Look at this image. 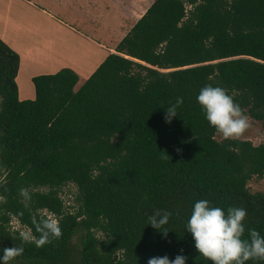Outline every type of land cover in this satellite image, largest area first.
<instances>
[{
  "label": "trees",
  "instance_id": "1",
  "mask_svg": "<svg viewBox=\"0 0 264 264\" xmlns=\"http://www.w3.org/2000/svg\"><path fill=\"white\" fill-rule=\"evenodd\" d=\"M17 66L0 39V257L22 245L10 218L39 236L32 218L48 213L63 235L42 248L23 243L10 264H147L165 255L211 264L185 229L201 199L244 208L243 238L250 228L264 237V193L246 186L264 177V145L216 139L197 101L205 85L221 87L264 130V0H153L76 89L77 74L62 67L32 76L34 97L19 100ZM66 183L74 205L58 196ZM21 188L31 193L27 207ZM157 210L172 213L166 237L147 224Z\"/></svg>",
  "mask_w": 264,
  "mask_h": 264
},
{
  "label": "clouds",
  "instance_id": "2",
  "mask_svg": "<svg viewBox=\"0 0 264 264\" xmlns=\"http://www.w3.org/2000/svg\"><path fill=\"white\" fill-rule=\"evenodd\" d=\"M197 101L209 125L220 133L224 140L239 139L250 126L248 117L241 107L221 87L205 85L200 89ZM182 103L183 98L177 97L175 103L164 108L166 123H170L172 118L177 116V107ZM176 151L180 152L181 149L177 148ZM19 194L27 207L31 202V193L27 188H21ZM0 203H7L5 196L0 195ZM19 215L22 216L23 213ZM171 215L172 213L167 210L163 212L157 210L148 217L147 224L166 237L169 230L161 229L168 223ZM246 216L247 211L244 208L230 206L225 212L220 207L211 206L208 200L201 199L194 203L185 229L191 233L195 249L211 264H245L252 259L264 260V237L259 231L250 228L248 238H243L245 234L243 221ZM31 223L39 236L34 235L30 229L21 230L19 227L15 229L22 245L31 243L37 248H42L54 240H59L63 235L60 222L53 215H41L38 219L33 217ZM22 245L3 248L0 261L3 264H10V261L23 254ZM186 259L184 255H176L172 260L166 255L154 256L148 259L147 264H185Z\"/></svg>",
  "mask_w": 264,
  "mask_h": 264
},
{
  "label": "crops",
  "instance_id": "3",
  "mask_svg": "<svg viewBox=\"0 0 264 264\" xmlns=\"http://www.w3.org/2000/svg\"><path fill=\"white\" fill-rule=\"evenodd\" d=\"M153 0H0V39L18 55V66L14 81L17 98L32 99L34 89L30 77L37 74L53 73L68 67L77 74L78 86L111 52L118 41L143 14ZM17 8V9H16ZM28 19L30 21L21 19ZM42 19L47 27L68 32V41L80 45L83 50L81 61L95 59L90 69L83 72L80 66L70 62H60L51 69H40L42 55L34 50L36 43L23 45L24 30L19 32L23 22L39 25ZM15 28L16 34L9 31ZM26 28V26H23ZM24 28V29H25ZM67 35V36H68ZM58 36V35H57ZM48 49L46 52H50ZM42 68V67H40ZM85 69V64L82 66ZM22 77V78H21ZM23 81H21V79ZM20 80V81H19ZM30 80V82H29Z\"/></svg>",
  "mask_w": 264,
  "mask_h": 264
},
{
  "label": "rangeland",
  "instance_id": "4",
  "mask_svg": "<svg viewBox=\"0 0 264 264\" xmlns=\"http://www.w3.org/2000/svg\"><path fill=\"white\" fill-rule=\"evenodd\" d=\"M188 6H185L187 8ZM17 9V8H16ZM21 19V21L26 20L30 21L27 18ZM38 26L37 24L31 23V22H23L24 24L21 25L22 28L18 30L19 32L25 31L26 33H23L22 41L23 45H29L30 46V41L33 43H36L34 46V50H38L42 57L45 59L41 61L40 69H51L60 62H70L78 67L80 66L81 70L85 72L86 70L90 69V67L97 61L95 59H88L81 61V58H83V53L84 50L83 48L75 43H72L68 41L69 35L67 34L68 32L62 33V31L58 28L54 29L52 26L47 27L43 22L42 19H39ZM2 23H0V31L2 32ZM23 26H26L23 27ZM25 28V29H24ZM12 33V35L16 34L15 28L11 27V30L9 31ZM58 35V36H57ZM68 35V36H67ZM48 49H52L50 52H46ZM83 64H85V69L82 68ZM22 78V77H21ZM20 78V79H21ZM31 78V77H30ZM20 81V80H19ZM21 81H23L21 79ZM30 82V80H29ZM32 83V82H31ZM74 89L77 88V85H74ZM247 116V115H246ZM248 117V116H247ZM249 128L247 131L244 133L243 136L240 137V139H246L249 140L252 144L257 145V144H263L264 145V130L260 127V124L249 118ZM216 139H221L222 136L220 133H218L215 136ZM4 174L0 175V180L2 179ZM246 186L248 187L249 192H262L264 193V177L261 178H251L248 180L246 183ZM75 193V187L72 183H66L65 185L60 187V190L58 192V196L61 198L63 203L65 205H74L73 202V196ZM44 213V210L42 211ZM47 215H50L46 213ZM17 227H19L21 230H25L26 228L20 225L17 220L14 218H10L8 222V229L10 231L15 230ZM95 235L97 237H101L100 232H95ZM79 239V233L77 232L74 234L71 238L70 245H73L74 248H76L77 243Z\"/></svg>",
  "mask_w": 264,
  "mask_h": 264
},
{
  "label": "water",
  "instance_id": "5",
  "mask_svg": "<svg viewBox=\"0 0 264 264\" xmlns=\"http://www.w3.org/2000/svg\"><path fill=\"white\" fill-rule=\"evenodd\" d=\"M0 264H2V263H0Z\"/></svg>",
  "mask_w": 264,
  "mask_h": 264
}]
</instances>
